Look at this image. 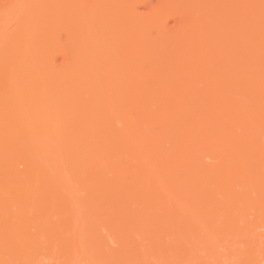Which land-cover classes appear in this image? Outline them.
Wrapping results in <instances>:
<instances>
[{"label":"bare ground","instance_id":"6f19581e","mask_svg":"<svg viewBox=\"0 0 264 264\" xmlns=\"http://www.w3.org/2000/svg\"><path fill=\"white\" fill-rule=\"evenodd\" d=\"M140 1L33 0L2 53L0 264H264V0Z\"/></svg>","mask_w":264,"mask_h":264},{"label":"rangeland","instance_id":"374dc122","mask_svg":"<svg viewBox=\"0 0 264 264\" xmlns=\"http://www.w3.org/2000/svg\"><path fill=\"white\" fill-rule=\"evenodd\" d=\"M89 1V0H88ZM12 2V3H11ZM33 0H0V62L2 60V53H18V48L20 47V50L22 48V45L28 35V32L25 27V21L27 20V15L29 14L30 9V3H32ZM151 2L154 4L155 0H151ZM136 9L139 10V12L142 13V16L144 18H147L150 16L151 8L145 4V1L138 0L136 4ZM58 15V13H57ZM59 16V15H58ZM168 28L169 29H175L177 27L178 19L175 17H169L166 19ZM19 32V33H18ZM123 32V28H119V31L116 33H113V35L109 34L106 30H102L101 28L95 26L91 28L88 33L85 34V39H87L92 46V49L95 50L97 46L100 48L105 47L106 53H121L122 50L127 47L131 53L135 55H141L144 56L146 53L145 48V42L147 37H140L135 38L131 40L125 39V35L121 36V33ZM18 33V34H17ZM17 34V35H16ZM21 37H19V35ZM30 38L28 40L29 49L27 50V53L32 50V48H38L40 47L43 40L37 39L35 41L31 38V33L29 34ZM19 37V38H17ZM21 40V44L18 43V41ZM215 41V40H214ZM216 42V41H215ZM56 48H73L74 42L69 34H67L66 31L61 32L57 38L53 41ZM56 60L57 65H62L64 59L61 54H56ZM118 67L119 64H116ZM36 94H30L29 104L28 108L37 107L36 103ZM18 167L17 169H19ZM21 169V168H20ZM14 196V195H13ZM11 197L12 200L16 198V195ZM10 198V202H12ZM5 199V198H4ZM5 199V203H6ZM17 200V198H16ZM3 202V201H2ZM1 202V203H2ZM4 203V207H6ZM15 203V201H14ZM18 203V202H17ZM10 205V204H9ZM18 207V205H17ZM15 207V208H17ZM2 208V206H1ZM15 208L7 207V209H2V211L6 214L9 213V215H12L11 213H15L16 216L18 214V211L15 210ZM20 209V208H19ZM0 210V215L3 213ZM19 215V214H18ZM94 217V216H93ZM258 222V221H257ZM69 221H67L68 225ZM31 224V221L26 222L24 225L28 226ZM47 248V247H46ZM44 254L53 255L56 257V259H47L43 260V257H38L37 260H43L44 264H63L66 261L65 264L69 263L68 259H64L60 255H57V252L55 250L46 249L43 251ZM149 261H152L153 258L150 257L148 259Z\"/></svg>","mask_w":264,"mask_h":264}]
</instances>
